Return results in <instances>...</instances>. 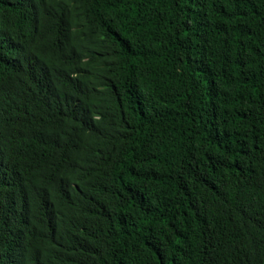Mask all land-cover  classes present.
I'll list each match as a JSON object with an SVG mask.
<instances>
[{"label": "trees", "instance_id": "obj_1", "mask_svg": "<svg viewBox=\"0 0 264 264\" xmlns=\"http://www.w3.org/2000/svg\"><path fill=\"white\" fill-rule=\"evenodd\" d=\"M0 264H264V0H0Z\"/></svg>", "mask_w": 264, "mask_h": 264}]
</instances>
